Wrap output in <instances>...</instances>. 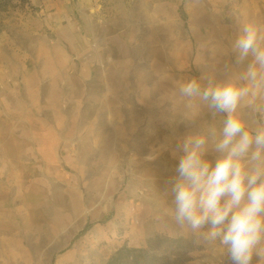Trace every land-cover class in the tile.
Returning a JSON list of instances; mask_svg holds the SVG:
<instances>
[{"label": "rangeland", "instance_id": "obj_1", "mask_svg": "<svg viewBox=\"0 0 264 264\" xmlns=\"http://www.w3.org/2000/svg\"><path fill=\"white\" fill-rule=\"evenodd\" d=\"M248 22L264 27V0H15L0 13V264H106L155 233L199 245L185 264H231L219 239L173 221L166 189L177 144L225 118L179 87L242 73ZM78 54L98 59L85 88H72ZM258 104L264 92L239 112L264 120Z\"/></svg>", "mask_w": 264, "mask_h": 264}, {"label": "clouds", "instance_id": "obj_2", "mask_svg": "<svg viewBox=\"0 0 264 264\" xmlns=\"http://www.w3.org/2000/svg\"><path fill=\"white\" fill-rule=\"evenodd\" d=\"M233 48L237 63L247 61L237 77L206 86L193 78L179 87L189 103L198 99L225 118L221 127L207 124L177 144L182 154L167 182L166 211L197 238L219 239L231 264H264V120L239 112L246 98L264 92V27L243 24ZM253 111L264 113V104Z\"/></svg>", "mask_w": 264, "mask_h": 264}, {"label": "trees", "instance_id": "obj_3", "mask_svg": "<svg viewBox=\"0 0 264 264\" xmlns=\"http://www.w3.org/2000/svg\"><path fill=\"white\" fill-rule=\"evenodd\" d=\"M15 0H0V13L13 6ZM24 4L27 0H18ZM87 223L81 232L87 230ZM199 245L183 235L171 236L155 233L146 245L136 246L124 243L115 248L106 264H185L191 259V252Z\"/></svg>", "mask_w": 264, "mask_h": 264}, {"label": "crops", "instance_id": "obj_4", "mask_svg": "<svg viewBox=\"0 0 264 264\" xmlns=\"http://www.w3.org/2000/svg\"><path fill=\"white\" fill-rule=\"evenodd\" d=\"M78 52H80V51H78ZM77 57H80L82 67H81V71L77 75H75L77 85H75V87L73 86L72 88H85V86H83L85 81L90 79L91 77H94L98 73V70H96L97 65H98V59L97 58H94V59L89 58V56L86 54L85 55L84 54H78ZM70 63H71L70 58L64 59L61 62V66L67 67ZM105 78L108 82V87L110 88L111 87V81L109 79L108 71L105 73ZM64 88H65V86H64ZM147 90H145L146 93L149 91V90L148 91ZM71 255H74V254L72 253Z\"/></svg>", "mask_w": 264, "mask_h": 264}]
</instances>
